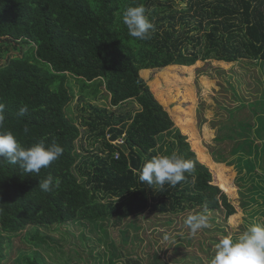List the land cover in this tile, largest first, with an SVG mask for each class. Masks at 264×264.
<instances>
[{"label":"trees","instance_id":"1","mask_svg":"<svg viewBox=\"0 0 264 264\" xmlns=\"http://www.w3.org/2000/svg\"><path fill=\"white\" fill-rule=\"evenodd\" d=\"M163 1L171 0H0L3 130L13 132L25 147L43 140L63 148L62 156L39 174L25 173L0 158V264L15 237L25 232V242L51 245L54 239L49 240L44 231L70 224L100 231L110 264L118 259L146 264L122 247L121 241L128 240V221L147 213L168 215L194 208L222 212L225 220L236 214L229 198L236 193L229 169L215 171L213 181L212 172L202 163L204 157L198 160L188 137L175 127L163 106L174 100L169 95L157 99L141 72L171 66L187 69L211 59L264 62V0H183L184 10L165 7ZM140 4L149 10L155 27L150 40L129 36L123 24V12ZM195 15H200L197 24L187 22L188 26L202 34L177 36L176 27L183 28L185 20ZM71 78L80 83L82 99L97 100L105 88L111 107L129 101L140 107L133 117L116 120L110 110L91 106L95 118L83 125L91 127L103 144L101 156L91 160L78 152L81 132L67 112L76 97ZM212 84L204 79L205 86ZM25 105L28 111L18 116ZM186 117L177 114V124L188 127L191 118ZM122 138L123 144H113ZM256 139L246 142L248 148L234 150L237 155L246 151L236 167L250 180H255L254 172L264 170V146L257 145L262 140ZM173 152L195 164L184 181L162 189L139 181L146 161ZM49 175L60 180L59 189L50 193L39 188ZM108 225L125 228L123 238H112ZM20 264L48 263L40 252L28 251L21 252ZM150 264L167 263L156 254Z\"/></svg>","mask_w":264,"mask_h":264},{"label":"rangeland","instance_id":"2","mask_svg":"<svg viewBox=\"0 0 264 264\" xmlns=\"http://www.w3.org/2000/svg\"><path fill=\"white\" fill-rule=\"evenodd\" d=\"M162 5L184 10L187 2L171 0L163 1ZM199 16L187 18L183 28L177 26L176 35L200 36L202 33L187 23L196 25ZM141 76L157 99L169 95L174 100V103L163 106L175 127L188 137L198 160L204 157L205 161L201 162L212 172L213 181L215 171L225 167L229 169L228 175L236 190L235 195L229 198L236 214L225 220L222 212L204 213L199 208L168 215L147 213L126 223L128 240L121 241L122 247L127 254L141 257L146 264L153 263L156 254L167 264H211L216 244L222 238L226 235L237 238L250 224H264V177H258V174L264 176V170L254 172L252 176L255 180H250L245 171L240 172L236 167L238 158L245 156L246 151H240L242 154L238 155L234 153L237 147L246 146V142L256 138L262 140L257 145L264 146V62L254 58H239L235 62L200 60L187 69L171 66L145 70ZM204 79L213 82L211 87L204 85ZM70 84L76 97L67 112L81 132L76 142L77 150L82 157L91 160L95 155L101 156L103 149L96 133L91 127L83 125L95 118L91 106L110 110L116 120L133 117L140 107L135 101L124 103L119 108L111 107L110 95L105 88H102L97 100L82 99L80 83L71 78ZM180 112L183 116H190L188 127L177 124L176 115ZM166 140L170 141V138ZM198 213L207 215L208 227L192 234L184 220L188 215ZM125 228L114 229L108 225L109 234L117 241L123 238ZM44 233L49 240L54 239V243L33 246L24 241V232L13 239L12 248L8 249L6 260L1 264H20L21 252L28 251L40 252L48 264H110V252L100 231L70 224ZM83 233L86 235L81 239ZM116 264H125V261L118 259Z\"/></svg>","mask_w":264,"mask_h":264},{"label":"clouds","instance_id":"3","mask_svg":"<svg viewBox=\"0 0 264 264\" xmlns=\"http://www.w3.org/2000/svg\"><path fill=\"white\" fill-rule=\"evenodd\" d=\"M122 19L129 36L142 41L153 38L155 27L149 19V10L143 4L128 7L123 12ZM4 109L5 105L0 103V158L18 165L25 173L39 174L42 168H47L62 156L63 148L56 143L46 145L41 140L30 147L21 145L13 132L3 130ZM27 111L26 105L21 107L18 116H24ZM194 170L193 161L173 152L146 161L139 170V181L161 189L166 184L176 187L186 179V173L190 175ZM59 187V178L51 175L39 182V188L43 192H54ZM184 224L195 234L208 227V217L204 213L190 214ZM211 264H264V224H250L237 238L230 235L222 238L216 244V254Z\"/></svg>","mask_w":264,"mask_h":264},{"label":"built area","instance_id":"4","mask_svg":"<svg viewBox=\"0 0 264 264\" xmlns=\"http://www.w3.org/2000/svg\"><path fill=\"white\" fill-rule=\"evenodd\" d=\"M124 142H123V139L121 140V141H115V142H113V144H115V145H118V144H123Z\"/></svg>","mask_w":264,"mask_h":264}]
</instances>
